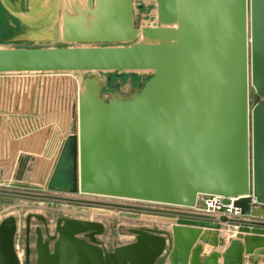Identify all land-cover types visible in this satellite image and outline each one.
I'll return each mask as SVG.
<instances>
[{"label":"water","instance_id":"obj_1","mask_svg":"<svg viewBox=\"0 0 264 264\" xmlns=\"http://www.w3.org/2000/svg\"><path fill=\"white\" fill-rule=\"evenodd\" d=\"M149 2L151 25H134L135 0H86L53 25L52 45L0 47V74L77 76L62 149L72 157L69 193L0 187V195L153 213L172 231L128 226L133 240L108 250L103 222L59 217L51 231L29 213L20 259L17 218L7 214L0 264H264V236L244 233H264V0ZM101 73L143 79L106 94ZM24 159L10 163L15 180ZM53 172L55 161L44 183ZM200 195L232 198L241 215L196 211ZM32 216L43 227H32ZM226 225L239 233L224 243Z\"/></svg>","mask_w":264,"mask_h":264},{"label":"crops","instance_id":"obj_2","mask_svg":"<svg viewBox=\"0 0 264 264\" xmlns=\"http://www.w3.org/2000/svg\"><path fill=\"white\" fill-rule=\"evenodd\" d=\"M85 6L86 0H0V47L52 45L53 25ZM63 81L55 75L0 77V177L14 173L10 163L19 155L25 158L21 182H46L54 161L56 172L75 104L73 93L59 88Z\"/></svg>","mask_w":264,"mask_h":264},{"label":"rangeland","instance_id":"obj_3","mask_svg":"<svg viewBox=\"0 0 264 264\" xmlns=\"http://www.w3.org/2000/svg\"><path fill=\"white\" fill-rule=\"evenodd\" d=\"M143 1L147 0H135V16L134 25L136 27L151 25L154 23V13H153V2H149L147 7H144ZM142 5V6H140ZM55 75V77L65 80L61 82L63 86L59 85L61 90H65L67 87L68 93H73L74 100L76 102L77 96V76L73 73H56V74H46ZM88 74H84L86 76ZM146 75V74H144ZM105 79V85L102 88L103 93H111L114 88L122 91L123 93L130 92L133 88L138 87L139 83L142 81V75H131L130 73H101L100 76ZM66 92V90L64 91ZM250 105L254 104L259 97L254 93L253 89H250ZM62 112L59 111V115ZM65 116V115H63ZM74 120V117H73ZM74 129V123L69 122L64 126V131L71 133ZM71 168H72V157L69 147L63 150L60 164L53 176L52 183H41V182H28V183H16L13 188L32 190V191H45V192H57L60 194H67L68 188L71 186ZM48 185L50 187H48ZM96 197V196H94ZM114 199V198H110ZM116 200V199H115ZM126 201V200H121ZM163 207H174L170 205L154 204ZM201 200L198 199L195 210L200 211ZM12 213L17 218V232L15 237V243L20 249L25 234V218L29 213H37L44 216L45 221L49 225V230L53 231L55 226V221L59 217H76L82 219H92L103 222L105 224V231L101 236V239L106 244L108 250L113 249L115 246L129 242L133 240L130 233L127 230L128 226H146V227H160L165 230L172 231V224L168 222H163L157 220V215L153 213H145L139 211H129L112 209L107 207H98L85 204L76 203H65L59 201H46L39 199H31L26 197L12 196V195H0V219L5 215ZM91 217V218H90ZM31 225H38L43 227V222L36 217L32 216L30 219ZM124 223V224H123ZM202 233L210 232L213 229L202 228ZM263 229L264 228H257ZM233 230V231H232ZM258 231V230H257ZM221 234L219 238L227 243L232 237H235L238 233V227H233L232 225H226L224 229L219 231ZM243 233V232H242ZM250 235H263L261 232H244ZM125 235V236H124ZM223 245H217L213 248H221ZM206 254L205 252H203ZM248 258V259H247ZM245 259L244 264H250L251 260L249 257ZM34 264V261L31 262Z\"/></svg>","mask_w":264,"mask_h":264},{"label":"built area","instance_id":"obj_4","mask_svg":"<svg viewBox=\"0 0 264 264\" xmlns=\"http://www.w3.org/2000/svg\"><path fill=\"white\" fill-rule=\"evenodd\" d=\"M38 75H46V74L6 73V74H0V77H17V78H23L24 79V78H30V77L38 76ZM24 89H27V86ZM28 131H29V129L22 131L21 134H25ZM16 183H24V182H21L20 180L13 179L12 174L9 177H0V187H11V188H13L12 186H14ZM198 199L201 200V208H199V210L201 212L210 213V214H223V215H227V216H239V215H241L240 209L233 205L232 198L230 199V201L227 204L223 203L222 197L217 196V195H200ZM195 208H196V206L194 207V210H195ZM233 227H237V226H233ZM101 236L99 237V239H101ZM101 241L103 242L102 239H101ZM103 244L106 248V244L104 242H103ZM15 247H16L18 256H19V253L21 254V257L19 256V258L23 259V245L19 249L18 245L15 243Z\"/></svg>","mask_w":264,"mask_h":264},{"label":"bare ground","instance_id":"obj_5","mask_svg":"<svg viewBox=\"0 0 264 264\" xmlns=\"http://www.w3.org/2000/svg\"><path fill=\"white\" fill-rule=\"evenodd\" d=\"M9 214H12L11 212L9 213ZM91 218V217H90ZM124 224V223H123ZM157 226H158V224H157ZM220 231V230H219ZM233 231V230H232ZM213 234L214 233H212V232H209V233H207L206 234V236L207 237H213ZM131 235V234H130ZM250 235V234H249ZM125 236V235H124ZM132 237H133V235H132ZM247 244H252L251 242H250V240H248V242H247ZM19 256L21 257V254L19 253ZM248 259V258H247Z\"/></svg>","mask_w":264,"mask_h":264}]
</instances>
